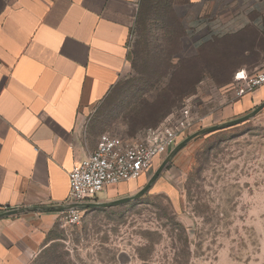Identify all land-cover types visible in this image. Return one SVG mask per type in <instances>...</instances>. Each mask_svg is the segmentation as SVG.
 Instances as JSON below:
<instances>
[{
	"label": "rangeland",
	"instance_id": "1",
	"mask_svg": "<svg viewBox=\"0 0 264 264\" xmlns=\"http://www.w3.org/2000/svg\"><path fill=\"white\" fill-rule=\"evenodd\" d=\"M139 1L129 70L87 118V135L137 138L189 100L198 122L183 141L264 102L254 103L264 86L233 95L237 70L264 65V38L224 22L243 11L238 0ZM11 2L0 0V15ZM163 159L97 202L135 195ZM42 247L29 264H264V109L191 140L142 197L82 210L74 225L58 218Z\"/></svg>",
	"mask_w": 264,
	"mask_h": 264
},
{
	"label": "crops",
	"instance_id": "2",
	"mask_svg": "<svg viewBox=\"0 0 264 264\" xmlns=\"http://www.w3.org/2000/svg\"><path fill=\"white\" fill-rule=\"evenodd\" d=\"M238 1L225 24L264 38V0ZM139 2L12 0L0 15V213L66 202L68 173L98 141L86 120L129 70ZM58 218H0V264H29Z\"/></svg>",
	"mask_w": 264,
	"mask_h": 264
},
{
	"label": "built area",
	"instance_id": "3",
	"mask_svg": "<svg viewBox=\"0 0 264 264\" xmlns=\"http://www.w3.org/2000/svg\"><path fill=\"white\" fill-rule=\"evenodd\" d=\"M232 77L234 98L241 99L264 86V65L250 73L237 70ZM194 109L189 100L185 101L178 111L137 138L100 134L94 151L76 162L68 173L69 194L63 205L97 202L101 192L145 176L196 125ZM81 211L73 208L57 214L66 224L74 225L80 221Z\"/></svg>",
	"mask_w": 264,
	"mask_h": 264
},
{
	"label": "water",
	"instance_id": "4",
	"mask_svg": "<svg viewBox=\"0 0 264 264\" xmlns=\"http://www.w3.org/2000/svg\"><path fill=\"white\" fill-rule=\"evenodd\" d=\"M264 109V102L261 103L259 107H257L254 111L251 113L244 115L242 117L237 118L236 120L228 121L222 124L212 125L207 128L201 129L194 134L190 135L186 139H184L181 143L177 144L170 152L165 156L163 159L162 164L157 168L154 175L151 177V179L146 183V185L140 189L138 193L135 195L128 196L127 198H122L110 202H93V203H73L69 205H58V206H46V207H29V208H23L18 210H10L6 212L0 213V218H5L9 216H15L24 212H46L50 210L59 211V210H68V209H79V210H88V209H101V208H109V207H116L123 204H127L129 201L136 200L145 193L149 191V188L153 185V183L156 181L159 174L162 172L164 167L170 162V159L175 156L187 143H189L191 140L202 136L206 134H210V132H214L217 130L226 129L232 126H236L237 124L244 122L246 120H249L256 115H258L262 110Z\"/></svg>",
	"mask_w": 264,
	"mask_h": 264
},
{
	"label": "trees",
	"instance_id": "5",
	"mask_svg": "<svg viewBox=\"0 0 264 264\" xmlns=\"http://www.w3.org/2000/svg\"><path fill=\"white\" fill-rule=\"evenodd\" d=\"M249 73H250V72H249ZM159 123H160V122H159ZM159 123H158V124H159ZM158 124H157V125H158ZM157 125H154V127L157 126ZM154 127H152V128H154ZM48 234H49V233H48ZM48 234H47V236H46V239H45L44 244H45V243L47 242V240H48Z\"/></svg>",
	"mask_w": 264,
	"mask_h": 264
}]
</instances>
